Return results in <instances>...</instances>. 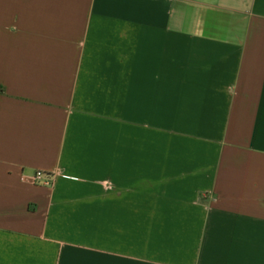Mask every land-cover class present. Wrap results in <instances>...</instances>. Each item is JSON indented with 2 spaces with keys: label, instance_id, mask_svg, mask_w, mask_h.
Returning a JSON list of instances; mask_svg holds the SVG:
<instances>
[{
  "label": "crops",
  "instance_id": "obj_1",
  "mask_svg": "<svg viewBox=\"0 0 264 264\" xmlns=\"http://www.w3.org/2000/svg\"><path fill=\"white\" fill-rule=\"evenodd\" d=\"M0 264H264V0H0Z\"/></svg>",
  "mask_w": 264,
  "mask_h": 264
},
{
  "label": "built area",
  "instance_id": "obj_2",
  "mask_svg": "<svg viewBox=\"0 0 264 264\" xmlns=\"http://www.w3.org/2000/svg\"><path fill=\"white\" fill-rule=\"evenodd\" d=\"M52 182H53V177L41 171H38L34 178V183L36 184L50 185L52 184Z\"/></svg>",
  "mask_w": 264,
  "mask_h": 264
}]
</instances>
